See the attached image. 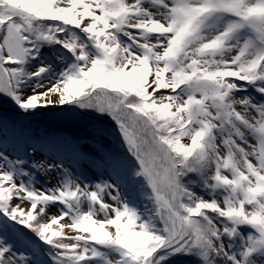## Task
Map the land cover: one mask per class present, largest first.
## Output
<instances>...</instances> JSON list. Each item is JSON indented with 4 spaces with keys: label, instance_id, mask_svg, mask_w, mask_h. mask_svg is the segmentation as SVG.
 Returning a JSON list of instances; mask_svg holds the SVG:
<instances>
[{
    "label": "snow or ice",
    "instance_id": "obj_1",
    "mask_svg": "<svg viewBox=\"0 0 264 264\" xmlns=\"http://www.w3.org/2000/svg\"><path fill=\"white\" fill-rule=\"evenodd\" d=\"M4 104L0 264H264V0H0Z\"/></svg>",
    "mask_w": 264,
    "mask_h": 264
},
{
    "label": "trees",
    "instance_id": "obj_2",
    "mask_svg": "<svg viewBox=\"0 0 264 264\" xmlns=\"http://www.w3.org/2000/svg\"><path fill=\"white\" fill-rule=\"evenodd\" d=\"M48 115L49 116H46V117H43V115L40 117H37L36 123H43V125H48L52 128L55 124L54 122H57L56 120H59V119L54 114H48ZM57 124L59 125V127L56 128L58 130V133H65V131H68V132H79V131H81L79 126L74 125V124H68L64 121L57 122Z\"/></svg>",
    "mask_w": 264,
    "mask_h": 264
},
{
    "label": "rangeland",
    "instance_id": "obj_3",
    "mask_svg": "<svg viewBox=\"0 0 264 264\" xmlns=\"http://www.w3.org/2000/svg\"><path fill=\"white\" fill-rule=\"evenodd\" d=\"M0 110H3L6 114L11 115L12 114V108L10 105L8 104H4V105H0ZM49 116L48 114L43 115V117ZM59 119V118H58ZM57 122H62V120H56ZM57 122H54V126L51 128L48 125H43V123H36L33 124V128H39L41 130V133H43L45 130L50 131L53 135L58 134V130L56 129L57 127H59V125L57 124ZM59 134H64V133H59ZM47 178L45 177H41V180H45ZM52 183H55V177H52ZM53 212H55V209H52Z\"/></svg>",
    "mask_w": 264,
    "mask_h": 264
}]
</instances>
